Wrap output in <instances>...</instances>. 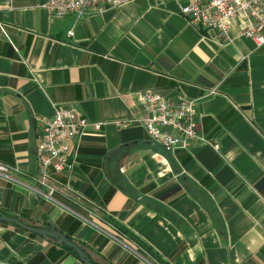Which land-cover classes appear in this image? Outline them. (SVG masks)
Masks as SVG:
<instances>
[{
	"label": "crops",
	"instance_id": "obj_1",
	"mask_svg": "<svg viewBox=\"0 0 264 264\" xmlns=\"http://www.w3.org/2000/svg\"><path fill=\"white\" fill-rule=\"evenodd\" d=\"M47 1L0 0V162L35 185L39 118L57 106L101 126L73 142L71 171L53 173L54 201L0 174L1 214L70 235L97 264H155L109 218L170 264H264V47L246 22L230 19L226 37L191 25L182 0L80 19ZM147 90L197 99L207 141L171 152L120 125ZM0 226V264H85L56 239Z\"/></svg>",
	"mask_w": 264,
	"mask_h": 264
},
{
	"label": "built area",
	"instance_id": "obj_2",
	"mask_svg": "<svg viewBox=\"0 0 264 264\" xmlns=\"http://www.w3.org/2000/svg\"><path fill=\"white\" fill-rule=\"evenodd\" d=\"M127 1L129 0H48L43 6L53 16L73 15L80 19L86 15L103 13L110 7H119ZM180 7L181 14L194 27L217 29L226 37L230 19L245 21L243 34L252 38L257 48L264 47V0H182ZM71 34L72 31H69V35ZM218 90V86L212 87L208 94H215ZM39 119L41 132L37 158L41 170L35 179L36 184L28 185L10 175L12 170L21 171L1 162L0 174L54 201L52 194L56 191V186L51 180L53 173L73 169V142L88 127L99 128L101 123L91 122L85 116L61 105L55 108L51 117ZM131 123L143 126L153 141L171 152L187 149L196 140L207 141L199 127L197 99L181 94L170 98L147 90L140 114L129 121L119 122L123 126Z\"/></svg>",
	"mask_w": 264,
	"mask_h": 264
},
{
	"label": "water",
	"instance_id": "obj_3",
	"mask_svg": "<svg viewBox=\"0 0 264 264\" xmlns=\"http://www.w3.org/2000/svg\"><path fill=\"white\" fill-rule=\"evenodd\" d=\"M0 221L13 223L17 225L18 227L25 229L27 231L38 233L40 235L56 239L60 241L61 243H64L67 246L73 248L78 253L80 259L85 264H96L95 262L92 261L91 257L87 254V252L82 247H80L77 243L69 239L62 231L58 229L32 226V225H29L23 222L21 219L17 217L3 215V214H0Z\"/></svg>",
	"mask_w": 264,
	"mask_h": 264
},
{
	"label": "trees",
	"instance_id": "obj_4",
	"mask_svg": "<svg viewBox=\"0 0 264 264\" xmlns=\"http://www.w3.org/2000/svg\"><path fill=\"white\" fill-rule=\"evenodd\" d=\"M1 214V212H0ZM109 221L116 226L121 231V235L126 234L131 240H133L137 244V248L139 249V252L143 255L147 256L149 259L153 260L155 264H170L169 261L165 260L151 245H149L146 241L142 240L141 238L137 237L134 233H132L130 230H128L126 227L121 225L119 222H117L115 219L109 218ZM4 222V221H0ZM9 223V222H4ZM13 224V223H11ZM15 225V224H13ZM45 228H51L50 225H46ZM69 239L77 243L80 247L83 248L81 243H78L71 237L70 235H66ZM124 236V235H123ZM63 247L68 249L70 252L75 254L77 257H79L78 253L71 247L67 246L64 243H61ZM84 249V248H83ZM85 250V249H84ZM86 251V250H85ZM87 252V251H86ZM88 254V253H87ZM89 255V254H88ZM80 258V257H79ZM93 261V260H92ZM94 262V261H93ZM97 264V263H96Z\"/></svg>",
	"mask_w": 264,
	"mask_h": 264
}]
</instances>
